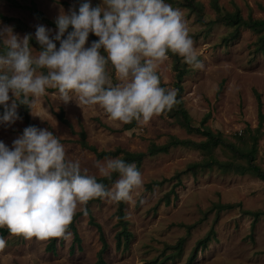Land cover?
<instances>
[{"label": "rangeland", "instance_id": "obj_1", "mask_svg": "<svg viewBox=\"0 0 264 264\" xmlns=\"http://www.w3.org/2000/svg\"><path fill=\"white\" fill-rule=\"evenodd\" d=\"M18 1L26 6L34 2L37 10L53 23L61 11L68 13L79 6L77 0ZM195 1L203 5L202 12L191 11L165 0L174 9L183 12L199 59L203 62L202 69L188 66L189 71L182 82L184 106L195 126H200L201 121L210 115L206 124L208 128L214 133H221L227 142L237 148L247 151L252 147V138L259 123L257 96L262 100L264 112V32L241 27L238 37L233 38L231 36L236 28L220 21V17L239 12L245 20L264 19V0ZM63 2H67V5ZM91 3L95 7L102 4V0H91ZM0 13L21 20L35 41L37 25L46 26L53 34L58 31L40 22L34 12L14 8L7 0H0ZM3 26H11L20 37L29 34L14 23H5L0 19V27ZM229 38L232 39L227 41ZM98 39L90 34L86 47ZM54 42L59 48V41ZM30 45L33 55L42 50L41 46ZM101 54L107 56L103 49ZM168 57L159 65L157 72L167 88L176 89L174 62ZM181 62H184L183 58ZM107 70L113 84L120 83L111 62ZM70 95L72 101L64 103L58 89L48 88L45 95L30 97L36 100L30 109V116L36 127L52 131L65 146L67 157L78 160L81 168L87 169L90 175L102 177L96 162L112 158L98 160L95 151L122 148L131 152H145L151 143L166 144L170 136L196 142L204 140L200 135L187 132L176 117L166 113L154 117L147 124L136 122L131 131L120 132L124 123L112 120L99 105L81 104L75 93ZM61 110H64L73 130L58 119L57 114ZM26 127L23 119L11 125L0 124V141L11 147ZM82 129L87 134L84 147L79 142ZM211 156L220 162L233 161L247 165L246 160L236 158L227 148L207 152L179 147L171 149L168 154L145 158L139 170L144 179L143 188L134 195L132 202H125L124 221L131 233L128 248L122 245L121 249H117L116 246L122 231L116 214L118 203L106 199L91 203V214L101 225L109 244L103 261L106 264H154L156 260L161 262L173 256L174 259L165 264H187L198 241L214 230L216 238L208 248L199 251L193 264H264V180L216 167L198 171L196 175L182 173L179 178L175 177L189 165L203 162ZM254 163L264 171V127ZM178 181L181 183L178 184ZM172 190L178 197L171 195V204L166 205L165 197ZM227 204L241 206L219 210V206ZM83 208L81 206L77 213L82 212ZM247 212L260 213L255 224L254 216L247 215ZM76 228L82 243L73 252L72 232L67 238H56L52 250L47 247L55 238L26 239L10 234L5 238L6 247L0 251V264H100V235L90 225L87 214L79 217ZM182 238L185 240L183 250L177 255L171 246Z\"/></svg>", "mask_w": 264, "mask_h": 264}, {"label": "clouds", "instance_id": "obj_2", "mask_svg": "<svg viewBox=\"0 0 264 264\" xmlns=\"http://www.w3.org/2000/svg\"><path fill=\"white\" fill-rule=\"evenodd\" d=\"M55 23L54 34L36 26L42 48L37 55L30 34L20 37L11 26L0 27L5 49L0 53V124L22 119L19 106L31 109L36 100L30 97L39 98L48 88L58 89L64 103L75 93L81 104L99 105L114 121L147 124L178 103L177 90L162 87L157 72L169 51L203 68L183 12L165 0H102L95 7L84 0L78 11H61ZM90 34L99 39L86 47ZM109 62L120 83L113 84ZM96 167L102 177L119 173L120 178L110 189L97 182L78 160L67 157L65 146L48 129L28 126L11 147L0 141V228L26 239L67 238L81 206L86 215L94 199L132 202L143 188L134 163L106 158ZM6 244L0 237V251Z\"/></svg>", "mask_w": 264, "mask_h": 264}, {"label": "trees", "instance_id": "obj_3", "mask_svg": "<svg viewBox=\"0 0 264 264\" xmlns=\"http://www.w3.org/2000/svg\"><path fill=\"white\" fill-rule=\"evenodd\" d=\"M9 4L18 9H24V10H29L31 12H34L36 18L42 22L45 23L49 26H52L54 28H57L56 23H53L46 17H44L36 8V4L34 2H31L30 6L22 5L18 0H7ZM167 2H170L171 4L175 5H181L187 9H190L191 11H197V12H202L203 11V5L199 2H196L195 0H184L185 2H180L177 0H166ZM78 4L80 5L84 0H77ZM64 5H67V2H63ZM76 9L78 10L79 6H75ZM0 19L3 20L5 23H14V25L19 28L20 30H23L25 32H28L27 26L19 19L13 18V17H7L4 16L3 14L0 13ZM220 21L225 22L228 26L235 27L236 30L232 34L231 37L235 38L236 36L238 37L239 35V29L241 27L248 28L254 32L262 33L264 32V19H257V20H245L239 12L233 13V14H225L220 17ZM69 31H72L71 27L69 28ZM30 34V33H29ZM31 35V34H30ZM232 38L227 39L229 41ZM95 41V40H93ZM30 44L36 45L40 47L37 41L34 40V38L31 35V40ZM5 51L4 47L2 44H0V53H3ZM168 55L173 59L174 62V71L176 73L175 75V87L177 90V100L178 103L173 107L171 111L166 112V115L171 116V117H176L181 125L187 130L189 133H195L197 135H200L201 137L204 138L203 141L201 142H196L193 140L189 139H180L175 136H170L168 142L164 145H157L155 143H151L148 146L147 151L145 152H131L127 151L122 148H117L114 151H102L98 152L95 151V154L97 156L98 160H101L106 157H112V158H121L123 159L126 163H134L137 166V169L140 170L145 158L147 157H155L160 154H168L171 149L173 148H188V149H194V150H202V151H211L216 148H227L230 150L236 158L244 159L247 161V165L243 164H236L233 161L231 162H220L218 161L215 157L211 156L209 159L199 162V163H194L189 165L184 172L178 173L177 178L180 177L182 173H192L193 175H196L198 171H203V170H211L213 168H218L222 171H231L233 170L239 175H254L258 177L261 180H264V171L254 163L256 153L258 151V141L260 139V133L264 127V112H263V103L260 98V96H257L258 99V118H259V123L258 127L256 129V135L253 136V144L252 147L245 151L242 149L237 148L234 144H231L227 142L221 133H214L210 128L206 126L208 123V119L210 118V115H207L202 121L200 126H195L193 124L192 118L188 112V110L184 106V102L182 100V93H183V86L182 82L185 76L188 73V64L181 62L182 58L179 55L173 54L169 51ZM41 72H43L45 75L47 74V69H41ZM162 87H166L165 84L161 82ZM3 106H0V115L3 114ZM19 116L24 120L26 123L27 127L28 126H35L31 116H30V108L25 106V105H20L19 106V111H18ZM58 119L65 125L69 126L73 130V126L69 123V121L65 118L64 115V110H61L60 113L57 114ZM136 126V121L133 120L131 123L124 124L123 127L121 128L120 132H128L134 129ZM36 127V126H35ZM80 136V144L84 147L85 146V141L87 138L86 131L84 129L81 130L79 133ZM120 178L119 173H113L111 178H106V177H96L97 182L103 183L107 188L110 189V186L115 184L117 179ZM181 181H178V184H180ZM171 195H175V198H177V194L174 190L169 192L166 197H165V203L166 205L171 204ZM102 199H94L88 202L86 205L87 208V215L89 216V223L90 225L94 226L99 235H100V240L102 243V247L100 251L98 252V262L100 264H106L103 261V255L105 252L109 249V244L105 239L102 227L99 223H97L91 214L90 210V205L93 202H101ZM125 206L126 203L121 201L118 202V211H117V217H118V225L121 226L122 231L120 232L119 239L117 240V249H121L122 245H124V248H128L129 246V240L131 238V233L127 229L126 222L124 221L125 218ZM241 206V204H227V205H221L219 206L220 211L224 210H232L236 207ZM84 215V211L76 213L74 220L72 224L69 226L68 232L73 233V244L71 245V252L75 250V247L77 248L81 245L82 239L78 233V230L76 228V222L79 219L80 216ZM247 215H252L254 216V224L258 220L260 213H250L247 212ZM10 235V232L8 231L7 228H0V237L6 238L7 236ZM215 232L214 230H211V232L203 239L198 241L197 246L193 252V255L191 256L190 260L188 261L187 264H193L194 261L196 260L199 251H203L204 249L208 248V245L211 243L213 239H215ZM185 240L182 238L178 241V243L175 246H171L172 249L175 250V253L179 255L184 246ZM56 244V238L52 240L47 249H54ZM174 259L173 256H168L161 262L156 260L154 264H165L167 261H172Z\"/></svg>", "mask_w": 264, "mask_h": 264}]
</instances>
